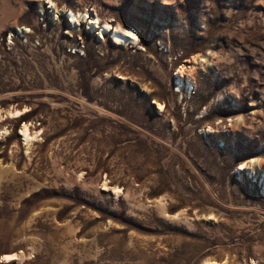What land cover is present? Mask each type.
<instances>
[{
	"label": "rangeland",
	"instance_id": "rangeland-1",
	"mask_svg": "<svg viewBox=\"0 0 264 264\" xmlns=\"http://www.w3.org/2000/svg\"><path fill=\"white\" fill-rule=\"evenodd\" d=\"M211 263L264 264V0H0V264Z\"/></svg>",
	"mask_w": 264,
	"mask_h": 264
},
{
	"label": "bare ground",
	"instance_id": "bare-ground-1",
	"mask_svg": "<svg viewBox=\"0 0 264 264\" xmlns=\"http://www.w3.org/2000/svg\"><path fill=\"white\" fill-rule=\"evenodd\" d=\"M52 2L49 1L51 6L53 5ZM68 15H69L70 22L75 24V25L76 24L78 25V23H80L82 21H86L89 23V26H91V27L97 26L101 35L106 34V33H110L111 35H113L112 36L113 40L118 44H125V43H129V42H134L137 40V34L133 28H130V27L122 28L118 24L112 25V24H109L107 22L102 23V22H100L99 17L89 16V14L87 12L86 13H84V12L74 13L72 11H69ZM25 29L22 30V33L25 31ZM11 114L13 115V113H11ZM15 115L17 116L16 113L14 114V116ZM22 134H23V136L25 138V142H26L28 140V137H29L27 127H24ZM15 257H16L15 254L14 255H5L3 259H4V261L8 262V261L14 259Z\"/></svg>",
	"mask_w": 264,
	"mask_h": 264
}]
</instances>
